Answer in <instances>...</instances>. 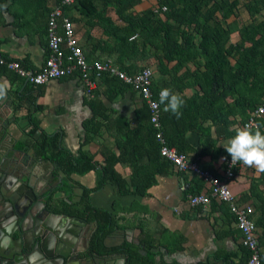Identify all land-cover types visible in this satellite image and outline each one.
I'll return each mask as SVG.
<instances>
[{
    "label": "crops",
    "instance_id": "obj_1",
    "mask_svg": "<svg viewBox=\"0 0 264 264\" xmlns=\"http://www.w3.org/2000/svg\"><path fill=\"white\" fill-rule=\"evenodd\" d=\"M156 2L142 0L137 11L147 9ZM50 6L47 0H0V52L11 60L23 62L28 71H40L48 56ZM110 16L116 17L112 11ZM116 22L124 26L122 22ZM76 33L88 60L99 61L98 47L101 41L106 40L102 29L80 25ZM103 60H106L104 56ZM158 79L159 76L154 75V81ZM96 84L94 95L98 97L97 108L108 115L110 121L104 124L102 121L105 118L100 117L96 125L97 128L100 126L99 133L89 141L87 123L93 119L90 102L96 97L89 96L78 76L53 79L41 87H35L7 67L0 68V95L3 97L0 98V110L5 112L0 121L9 116L10 123H14L10 128L11 135L6 140L11 147L9 155L16 157L22 164L20 166L24 165L27 178L24 177L31 184H36L39 191L52 190L53 211L59 214L67 215L64 204L81 208L84 191L93 190L98 185L107 159L116 160L115 170L126 181L152 165V161L142 155L150 150V131L147 124L140 123L136 117L142 107V98L131 91L118 95L113 91L107 92L102 79ZM193 93L194 90L187 89L180 95L190 97ZM182 124L188 126L191 123ZM241 126L242 123H239L236 128ZM42 135L57 139L61 150L76 159L80 158L82 152L91 155L96 167L84 174L70 173L68 164L59 166V163L39 157L33 144ZM228 140L221 139L218 147L224 149ZM201 141L199 133H188L186 143L194 150L192 155L199 154ZM126 149H129L130 156L123 159ZM3 153L6 156L7 152ZM135 156L141 158L137 166L129 164ZM226 162L224 156L219 157L217 154L204 155L197 160L201 168L221 178L224 177ZM151 168L158 170L156 164ZM261 178L262 173L257 174L254 168L239 163L236 177L229 183L239 203L249 192L252 181ZM194 179L193 174L180 173L171 168L167 173L157 175V183L145 196L121 195L118 186L113 184L91 192L92 207L114 214L117 219V225L105 238L104 246L144 243L147 253L156 254L157 264H225L219 260V256L226 254L234 255V263L238 264L243 241L234 217L229 209L220 206L218 202L211 201L207 206L191 207L189 198ZM262 183L260 191L264 193V180ZM130 191L135 192L136 188L131 187ZM247 205L252 206V201ZM261 213L264 215V207L260 213H255V223L259 221ZM67 216L85 221V224L78 222L84 227L78 241L81 246L91 248V240L99 223L78 215ZM256 227L261 259L264 260V219ZM102 254L98 255L101 256L98 257L100 264H104L105 257H112L116 263L125 259L127 263L122 255Z\"/></svg>",
    "mask_w": 264,
    "mask_h": 264
},
{
    "label": "trees",
    "instance_id": "obj_2",
    "mask_svg": "<svg viewBox=\"0 0 264 264\" xmlns=\"http://www.w3.org/2000/svg\"><path fill=\"white\" fill-rule=\"evenodd\" d=\"M156 1L155 5L142 11H137L142 0H80L71 6L60 2L58 7L63 17L74 23L76 35L80 25L102 29L106 40L101 41L98 47L99 61H104V56L130 75L151 68L154 75L159 76L152 86L157 99L165 88L178 94H184L187 89L194 90L190 97L182 95L185 105L181 109L183 115L180 119L165 112L164 105H160L162 132L169 147L189 155L194 162L199 157L213 154L228 160L231 156L218 147L219 141L231 139L236 133V126L246 123L264 101V0ZM52 9L50 6V11ZM111 11L116 17L110 16ZM242 12L248 14L250 22H243ZM116 21L122 22L124 26L118 25ZM0 68L6 69V66L0 65ZM102 84L107 92L113 91L117 95L129 91L138 94L132 87L109 75L102 77ZM94 96L96 99L90 102L93 119L87 123L89 141L99 133L100 126L97 128L96 125L100 117L105 118L102 121L104 124L110 121L108 115L98 110V97ZM142 102L136 117L140 123L147 124L152 139L150 150L142 155L143 158L148 157L152 165L156 164L158 170L152 169L150 165L126 181L115 170L116 160L107 159L98 185L93 190L84 191L81 208L64 204L67 215H78L99 223L91 240L90 254L122 255L126 258V264H157L156 254L147 253L144 243L105 247L104 240L117 225V219L114 214L94 209L90 204V194L107 184H113L118 186L121 195L145 196L157 183L158 174L174 168L171 162L161 156V145L151 122L149 106L144 100ZM182 123L191 124L186 126ZM262 123L264 118L259 120L261 131ZM190 132H197L201 136L198 155H192L194 150L187 146L186 137ZM33 146L39 157L59 163V166L68 164L70 173L84 174L96 167L91 155L82 152L80 158L76 159L62 151L55 138L42 135ZM126 150L123 159L130 156L129 149ZM140 160L139 156H135L129 164L137 166ZM263 180L264 173L261 180L252 181L249 192L240 202L247 205L252 201L253 217L264 207V193L260 191ZM131 187H135L136 191H130ZM204 187L205 182L195 176L190 189L191 196L201 194ZM213 202L217 203L216 200ZM219 205L229 209L224 203ZM263 219L261 213L256 226ZM241 253L238 264H248L251 253L244 246ZM234 259L235 256L231 254L219 256V260L225 264H236Z\"/></svg>",
    "mask_w": 264,
    "mask_h": 264
},
{
    "label": "built area",
    "instance_id": "obj_3",
    "mask_svg": "<svg viewBox=\"0 0 264 264\" xmlns=\"http://www.w3.org/2000/svg\"><path fill=\"white\" fill-rule=\"evenodd\" d=\"M48 1L53 9L49 13L47 27L49 53L42 69L37 72L28 71L23 68L20 61L11 60L1 52L0 65L6 66L9 71L15 72L26 79L28 83L37 87L53 79L78 76L90 97L94 96L96 82L102 79L104 75L116 77L124 84L132 87L149 106L151 122L157 130L156 138L161 145V156L171 162L178 172L193 174L205 182V187H207L205 191L190 196V206L194 208L207 206L213 200L226 204L242 234L243 246L251 253L248 264H262L257 227L253 217L254 208L250 205L240 204L229 184L236 177L239 163L232 164L231 158L228 159L223 172L224 177L221 178L201 168L197 162L192 161L189 155L179 153L176 148L169 147L162 132L159 98L155 97L152 90L153 70L147 67L135 75H130L111 60L90 62L76 37L74 23L71 19L63 17V12L58 7L60 2L63 5L71 6L80 0ZM263 118L264 101L240 128L249 124L254 128L259 127V120Z\"/></svg>",
    "mask_w": 264,
    "mask_h": 264
},
{
    "label": "water",
    "instance_id": "obj_4",
    "mask_svg": "<svg viewBox=\"0 0 264 264\" xmlns=\"http://www.w3.org/2000/svg\"><path fill=\"white\" fill-rule=\"evenodd\" d=\"M10 118L0 121V264H100L101 256L78 241L84 228L78 222L85 221L54 212L52 190L39 191L26 180L24 165L9 155ZM105 258L104 264H125Z\"/></svg>",
    "mask_w": 264,
    "mask_h": 264
},
{
    "label": "clouds",
    "instance_id": "obj_5",
    "mask_svg": "<svg viewBox=\"0 0 264 264\" xmlns=\"http://www.w3.org/2000/svg\"><path fill=\"white\" fill-rule=\"evenodd\" d=\"M2 93V88H0ZM0 98H3L0 95ZM159 104L164 105L163 110L170 112L177 119L183 115L181 109L185 105L182 95L174 93L171 89H162L159 93ZM231 156L232 164L242 163L254 168L257 174L264 173V132L251 124L236 130L235 135L224 146Z\"/></svg>",
    "mask_w": 264,
    "mask_h": 264
},
{
    "label": "rangeland",
    "instance_id": "obj_6",
    "mask_svg": "<svg viewBox=\"0 0 264 264\" xmlns=\"http://www.w3.org/2000/svg\"><path fill=\"white\" fill-rule=\"evenodd\" d=\"M241 16H242V20H243L244 23L245 22H247V23L250 22L248 14L242 12Z\"/></svg>",
    "mask_w": 264,
    "mask_h": 264
},
{
    "label": "bare ground",
    "instance_id": "obj_7",
    "mask_svg": "<svg viewBox=\"0 0 264 264\" xmlns=\"http://www.w3.org/2000/svg\"><path fill=\"white\" fill-rule=\"evenodd\" d=\"M49 83V82H48ZM36 87V86H35ZM41 87V86H40ZM96 90V89H95Z\"/></svg>",
    "mask_w": 264,
    "mask_h": 264
}]
</instances>
